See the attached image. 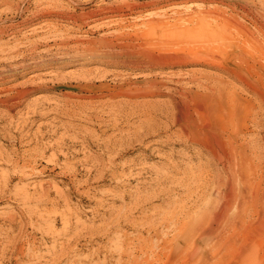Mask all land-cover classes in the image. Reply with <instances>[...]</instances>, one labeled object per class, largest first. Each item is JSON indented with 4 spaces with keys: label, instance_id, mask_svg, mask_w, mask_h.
<instances>
[{
    "label": "rangeland",
    "instance_id": "obj_1",
    "mask_svg": "<svg viewBox=\"0 0 264 264\" xmlns=\"http://www.w3.org/2000/svg\"><path fill=\"white\" fill-rule=\"evenodd\" d=\"M260 6L0 0V264H56L75 240L59 264H113L116 245L143 239L146 248L176 243L180 260L167 262V247L164 264H264V105L248 87L264 90V76L232 24L259 37L251 19ZM98 7L121 16L83 15ZM221 134L236 135L249 154L244 177L261 183L259 198L235 228L226 221L223 235L193 233L187 261L188 234L171 230V217L188 207L196 227L205 210L191 206L219 200L221 186L197 191L194 177L229 175L205 149ZM149 220L156 234L137 230ZM109 224L110 234H95ZM135 257L152 261L153 253Z\"/></svg>",
    "mask_w": 264,
    "mask_h": 264
},
{
    "label": "bare ground",
    "instance_id": "obj_2",
    "mask_svg": "<svg viewBox=\"0 0 264 264\" xmlns=\"http://www.w3.org/2000/svg\"><path fill=\"white\" fill-rule=\"evenodd\" d=\"M7 1L9 3V0H7ZM262 2H263V0H262ZM124 3H126V2H124ZM131 6H133V5H131ZM134 6H136V5H134ZM133 9H135V8H133ZM117 10L112 9L110 11H107V10H104V9H99V7H98L97 10H92V11H90L88 13H83V15H86V16H88L90 18H93L94 20L104 19V18H111L114 15L121 16L119 13H117V12H119ZM259 10H261V11H259V12L257 11L258 12L257 13L258 14V18L257 17L256 18L253 17L251 19V20H253V23L261 29V33H260L259 37L254 38L252 36L251 32L248 29H246L244 26H242L240 24H237L239 22L232 23V24H234V26H236L240 30V32H242V37L244 36L245 42L248 44V48L249 47L251 48V50L249 48L250 51L247 53V55H249L253 59V61L258 65V70H260L259 76H261L260 77V80H261V78H263L262 76H264V67L262 66V64L264 65V7H261V9H259ZM250 11H248L247 9H243V12H244V14L246 16H251ZM72 18L73 17L70 16V19H72ZM223 18L224 19H227V20H230L231 19V17L230 18L223 17ZM227 24H229V23H227ZM236 37H237V35H236ZM247 51H248V49H247ZM166 62H167V60H166ZM261 62H263V63H261ZM20 68H21V66H20ZM12 70L16 71L15 69H12ZM8 71H11V70H8ZM1 73H3V72H1ZM248 87H250L252 89V91L257 94V96L259 97V101H260L259 103L261 105L262 104L264 105V90L262 89V86L260 84H258V82H255V83H252V84H248ZM259 103H257V104H259ZM197 113H198V111H197ZM180 114H182V113H180ZM177 115H178V113L175 116H177ZM177 118L182 119V116L181 117H177ZM180 119H178V120H180ZM199 132L192 131L191 132L192 137L194 139H199L200 138V135H201V133H199ZM188 136H190V135H188ZM238 139L239 138L236 135H229V134L228 135H225V134H221V136L218 137L217 140L212 145H210L208 147H205V149H207L208 152L210 153V156L212 157L211 159H217L219 162H221L222 170L225 173L227 172V174L229 172V175L224 176V178H223V180L221 182H220V180H221L220 178L218 180H216V182H214L213 179L207 180L205 177H203L202 176L203 175V172L200 170L201 172L196 177H194V179L196 181H198V180L202 181L201 184L196 187L197 188V191L198 190L199 191L201 190L202 192H207L209 189H212V188H215L217 190L218 189V186H221L223 188L221 191L220 190H217V198H219V200L216 203H213V204H211L209 202H206L205 204L204 203H199V204L194 203L191 206L192 208L193 207L194 208L197 207L199 209H204L205 210L204 215L197 221V226L196 227H193L192 226L193 220H192V218H190L191 217V215L189 213V209L190 208H188V207L186 208L184 214L181 217H178L176 215H174V217H171V222H172L171 223L172 224L171 230L178 228L180 230H183V231L187 232V234H188V239L189 240L186 241V245L184 247V251L187 253L186 254L187 255L186 256L187 257L186 258L187 261L190 260V258L193 256L194 251H195V244H194L195 243V240L192 237L193 236V233L194 234L195 233L198 234L200 237H207V236H211V235H216V236L223 235V233L226 232V229L230 228V227H226V221H229L230 220L229 221L230 224H232V227L235 228L236 225H237V222H239L245 216V214H247L248 209L250 207V203L252 204L254 201H256L259 198V196H258V190H257V185L258 184H261V183L259 182L258 184H255V182L253 180L248 179L249 177L248 178H245L244 177V174L246 173V171L251 170L250 167L247 168L245 166L247 160H249L248 157H247L249 154L247 155L245 153V150L241 148L242 146L241 147L239 146ZM258 153H260V152H258ZM253 155H255V153ZM260 155H262V154H260ZM257 158H258V156H257ZM250 161H251V159H250ZM256 161H255V163H256ZM256 164H255V166H256ZM258 168H260V166ZM256 170H255V172H256ZM217 182H220L219 183L220 185H218ZM262 199L264 200L263 197H262ZM231 206H235L236 212L234 214H232V215L229 216L228 211H229V208ZM259 213H260V211H259ZM212 216L214 218H212ZM249 216H247V217H249ZM212 219H213V221H215L214 222L215 225H212L211 224V222H213V221H211ZM128 220H130V219L128 218ZM116 222H119V221H116ZM144 224H145V222L140 225V226H142V229L139 228L137 230H140V231H143V232H147L148 234H150V232H153L154 234H156L155 233L156 232V226H155V222L154 221H152V220L150 221L149 220V222H146V224H147V225L145 224L146 226ZM233 225H235V226H233ZM167 227H169V225ZM113 228H114V225H110L109 224L107 227H104V228H101L99 230H96L95 234L96 235H98V234L99 235L100 234H103V235L104 234L105 235L106 234H110V231ZM75 241H70L69 244L67 243L64 246V248L62 249V252H61L60 256H58L57 258H55V260H56L55 263L56 264H59L57 260L61 256H63L65 254V252H68V250L70 248H72L71 245L74 244ZM89 241L92 242V241H94V239H89ZM144 241H145L144 239L141 242H139V240L137 242H133V241L132 242L121 241L120 244H118V245L115 246V247L118 248L117 251H119V254L118 255H119L120 258L117 259L115 263H113V262L112 263L113 264H124L123 261H122V257L125 255L127 257V260H128L127 261V264H164V262L162 263V258H163L162 255L164 254L163 251H164V249H166L167 247H170V246H167L166 247V245H167V244L165 245L166 242L165 243L156 242V244L154 246H151L150 248H148V247L146 248V246L144 245L145 244ZM172 242H171V244H172ZM174 243L175 242H173V244ZM177 247L178 246L175 243V245H173L172 247L169 248L168 254L166 255L167 262L172 261L173 263H175L178 260H180V259L174 258L177 255V253H176L177 252V250H176ZM146 249H150L151 252L153 253V259H152V261H139V259L137 257H135V253L138 252L140 254L144 250L146 251ZM93 254L94 255H99L98 248L93 251ZM172 262L169 263V264H172Z\"/></svg>",
    "mask_w": 264,
    "mask_h": 264
}]
</instances>
